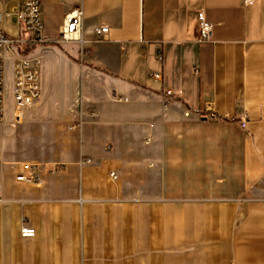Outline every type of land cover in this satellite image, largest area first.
Masks as SVG:
<instances>
[{"label": "crops", "instance_id": "0c3cea01", "mask_svg": "<svg viewBox=\"0 0 264 264\" xmlns=\"http://www.w3.org/2000/svg\"><path fill=\"white\" fill-rule=\"evenodd\" d=\"M38 1L49 39L81 9L87 52L35 48L40 127L17 141L41 155L0 137V264H264V0Z\"/></svg>", "mask_w": 264, "mask_h": 264}, {"label": "built area", "instance_id": "2783aa9c", "mask_svg": "<svg viewBox=\"0 0 264 264\" xmlns=\"http://www.w3.org/2000/svg\"><path fill=\"white\" fill-rule=\"evenodd\" d=\"M254 0H244L246 5H251ZM16 23L17 35H8L1 23L4 14L0 11V123L5 118V92L3 89L4 74L8 65L12 74L11 86V120L14 124H21L27 116L32 114L39 106L41 100V66L43 56L35 51L36 47L47 45L76 44L79 48L80 57L83 58L87 52L85 47L87 40L83 35V13L81 9L70 11L64 16L61 30L54 39L43 35V24L41 9L38 0H25L17 2L9 10ZM199 26V38L201 41H210L212 37V26L207 22L203 12L197 15ZM108 32L104 26L93 29L94 40H100ZM161 60V57H158ZM19 71H26V79H19ZM155 79L160 75L153 74ZM187 115V113H186ZM214 119V118H213ZM245 121L240 123L245 128ZM41 169L37 165H24V172L19 173L18 181L24 183H39ZM115 178V175L111 173ZM1 177V160H0ZM21 237H33L35 230L30 227H22Z\"/></svg>", "mask_w": 264, "mask_h": 264}, {"label": "rangeland", "instance_id": "374dc122", "mask_svg": "<svg viewBox=\"0 0 264 264\" xmlns=\"http://www.w3.org/2000/svg\"><path fill=\"white\" fill-rule=\"evenodd\" d=\"M1 27L3 28V30L10 36L15 37L17 35V30H16V23L14 19H6L3 18V22L1 23ZM59 46H63L61 44H58ZM48 61H50L47 56H43L42 58V66H41V72L43 69L44 64L48 63ZM50 64V63H48ZM48 80L46 82V87H45V91H46V110H49L48 108L51 106V98L55 97L56 95L53 93V90H50V86L48 84ZM11 86H12V74H11V70L9 68V66H6V71L4 74V84H3V89L5 92V118L3 120L2 123H0V137H4L6 135V130L8 129V131L10 133H14L13 136V140L15 141V144H11V146L8 148L9 151L11 152V154H15L16 157L20 156L22 157V160H25V158H23L24 156H40V152L31 147H24L22 144L19 145L20 142H18V138L22 139V142H24L25 140V135L28 131L29 132H33L35 129L39 128L40 125H35L36 123L33 124H28L25 125V123L31 119L32 117H34V114L38 111V109L41 107L40 104L38 106V108L34 111V113L29 116L23 123L21 124H14L12 123L11 120V109H12V98H11ZM43 98V97H42ZM44 117V115H43ZM45 118V117H44ZM43 123H46V121H43ZM8 132V133H9ZM17 134H20L17 136ZM19 152V154H17Z\"/></svg>", "mask_w": 264, "mask_h": 264}, {"label": "bare ground", "instance_id": "6f19581e", "mask_svg": "<svg viewBox=\"0 0 264 264\" xmlns=\"http://www.w3.org/2000/svg\"><path fill=\"white\" fill-rule=\"evenodd\" d=\"M19 79H26V71H19Z\"/></svg>", "mask_w": 264, "mask_h": 264}]
</instances>
